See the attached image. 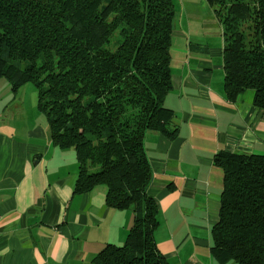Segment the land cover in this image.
Wrapping results in <instances>:
<instances>
[{"label":"trees","instance_id":"16d2710c","mask_svg":"<svg viewBox=\"0 0 264 264\" xmlns=\"http://www.w3.org/2000/svg\"><path fill=\"white\" fill-rule=\"evenodd\" d=\"M223 29L225 94L252 93L264 110V0H206ZM174 0H0V80L38 93L54 146L73 149L78 193L107 188L106 205L129 210L122 246L90 264H171L159 251L158 208L146 133L169 140ZM220 219L211 253L220 264H264V154L221 153Z\"/></svg>","mask_w":264,"mask_h":264},{"label":"crops","instance_id":"0c3cea01","mask_svg":"<svg viewBox=\"0 0 264 264\" xmlns=\"http://www.w3.org/2000/svg\"><path fill=\"white\" fill-rule=\"evenodd\" d=\"M175 2L164 106L177 134L144 139L159 211L154 237L171 264H220L211 253L224 191L215 158L263 155L264 110L252 93L226 98L223 29L207 1ZM33 86L14 93L0 80V264H90L108 244L124 245L133 214L108 208L105 186L76 191V153L53 145Z\"/></svg>","mask_w":264,"mask_h":264},{"label":"rangeland","instance_id":"374dc122","mask_svg":"<svg viewBox=\"0 0 264 264\" xmlns=\"http://www.w3.org/2000/svg\"><path fill=\"white\" fill-rule=\"evenodd\" d=\"M175 1V0H174ZM175 4H176V2H175ZM31 86H33L32 84H30ZM34 87V86H33ZM126 211H129V210H126ZM133 224V223H132Z\"/></svg>","mask_w":264,"mask_h":264}]
</instances>
